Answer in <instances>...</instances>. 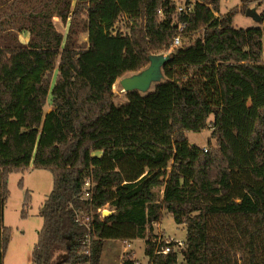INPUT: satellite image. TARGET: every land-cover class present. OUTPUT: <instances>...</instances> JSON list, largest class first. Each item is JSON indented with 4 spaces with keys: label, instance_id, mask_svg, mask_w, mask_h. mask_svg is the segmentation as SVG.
<instances>
[{
    "label": "trees",
    "instance_id": "trees-1",
    "mask_svg": "<svg viewBox=\"0 0 264 264\" xmlns=\"http://www.w3.org/2000/svg\"><path fill=\"white\" fill-rule=\"evenodd\" d=\"M220 2L179 15L176 0H0V264L9 177L30 169L53 176L32 264H101L105 241L136 239L149 264H179L154 234L165 213L186 226L184 264H264V12L239 29ZM180 22L190 40L173 47ZM165 53L164 81L117 105L115 83ZM209 127L206 152L187 133Z\"/></svg>",
    "mask_w": 264,
    "mask_h": 264
},
{
    "label": "rangeland",
    "instance_id": "rangeland-1",
    "mask_svg": "<svg viewBox=\"0 0 264 264\" xmlns=\"http://www.w3.org/2000/svg\"><path fill=\"white\" fill-rule=\"evenodd\" d=\"M186 1L187 0H176L177 6L184 5ZM192 1L194 2V0ZM242 1H244L243 7ZM236 7L240 9V12L234 19V27L243 29L247 27H258L260 25L258 16L264 12V0H221L220 12L222 14L219 12L216 13V16H222ZM248 9L255 12L254 17L248 16L246 14ZM52 22L58 32L64 35L67 34L68 26H65L58 17H54ZM118 29L123 32H128V21L123 19L118 24ZM194 37L195 36H193V38ZM20 38L24 43H27L29 40L28 35H21ZM78 40L82 46H87L88 34H80ZM189 40L190 38H184L183 42L187 43ZM161 55L168 56L167 53ZM57 74L58 71L55 70V73L52 77L53 83L56 80ZM134 74L135 73L126 74L115 83L113 89L115 92V103L117 105H122L127 102L126 92L121 85V81L125 77H129ZM163 81L164 77L161 82ZM159 83H154L149 92L154 91L155 87ZM52 111V97L50 94L44 107V114L47 115ZM213 120V117H211L210 123H212ZM210 127L209 129L201 132H188L187 137L189 142L204 150H209L211 147H215L216 142L214 139H211L212 129ZM209 142H211V145H209ZM52 188L53 176L49 171L46 170L31 169L25 173H15L10 175L8 181L10 196L5 207V225L10 228L11 235L6 247L4 264H32V252L35 244L38 241V232L43 226V218L40 216V208L48 198ZM27 193L30 195V203L24 207ZM158 194L160 197L162 196L160 190H158ZM23 211H25L24 217H22ZM111 213L112 208L107 206L103 212V217H106ZM159 228L164 233L163 238H172L181 242L185 241L186 239V230L182 226H179L175 223L171 214H164ZM117 244L119 243H113V246L116 247L118 246ZM137 245V257L139 260H136L135 262L136 264H143L142 260L145 261V259L143 255V249H140L142 244L138 243ZM178 252H180V250ZM146 264H149V262ZM179 264H184L181 255L179 256Z\"/></svg>",
    "mask_w": 264,
    "mask_h": 264
},
{
    "label": "water",
    "instance_id": "water-1",
    "mask_svg": "<svg viewBox=\"0 0 264 264\" xmlns=\"http://www.w3.org/2000/svg\"><path fill=\"white\" fill-rule=\"evenodd\" d=\"M246 14L251 17L255 16V12L250 9L247 10ZM169 60L170 57L165 55L150 57V63L147 68L132 76L125 77L121 81L124 91L126 93L133 91H138L143 94L148 93L154 83L162 81L164 77L163 68Z\"/></svg>",
    "mask_w": 264,
    "mask_h": 264
},
{
    "label": "crops",
    "instance_id": "crops-1",
    "mask_svg": "<svg viewBox=\"0 0 264 264\" xmlns=\"http://www.w3.org/2000/svg\"><path fill=\"white\" fill-rule=\"evenodd\" d=\"M247 28H250V27H247ZM159 226L160 224L154 226V234L157 235L158 237H163L164 233L160 230ZM179 226H182L186 230L185 225H179ZM145 241H146L145 239H136L132 241H121V240L105 241L102 255H101V264H121L122 259L124 257H130L131 260H134V261L139 260L137 257V247H138L137 244L138 243L142 244L140 246V249L141 248L143 249V255L145 259V261L142 260V263L143 264L148 263V258L145 256ZM185 241H182V242H185ZM113 243H119V244H117L118 246L114 247Z\"/></svg>",
    "mask_w": 264,
    "mask_h": 264
},
{
    "label": "built area",
    "instance_id": "built-area-1",
    "mask_svg": "<svg viewBox=\"0 0 264 264\" xmlns=\"http://www.w3.org/2000/svg\"><path fill=\"white\" fill-rule=\"evenodd\" d=\"M193 11V5L190 6H186L184 5H180L177 8V13L179 15H188L189 13H191ZM180 28H179V34L173 39V47H179L182 45L183 40H182V32L186 29V23L185 22H180L179 24ZM207 152V150H205ZM92 188V183L91 181H87L84 185V198L87 199L90 197V189ZM105 211V208L99 210V213L101 215V217H103V212ZM89 221L88 217H84L83 214L81 213H77V222L87 225ZM159 242H165L166 247L163 249L162 253L167 254L171 251L173 252H177L178 254L181 253L182 250L185 249V242H181V241H177L174 240L172 238H163V237H159ZM87 244L88 241H87ZM180 250V252H178ZM181 255V254H180ZM179 255V256H180Z\"/></svg>",
    "mask_w": 264,
    "mask_h": 264
}]
</instances>
